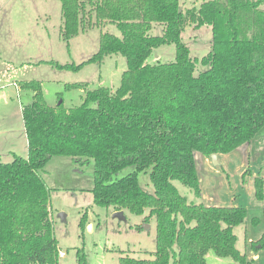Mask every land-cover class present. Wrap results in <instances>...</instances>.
I'll list each match as a JSON object with an SVG mask.
<instances>
[{
	"label": "trees",
	"instance_id": "16d2710c",
	"mask_svg": "<svg viewBox=\"0 0 264 264\" xmlns=\"http://www.w3.org/2000/svg\"><path fill=\"white\" fill-rule=\"evenodd\" d=\"M60 3L65 39L83 29L92 13L98 22L115 23L121 35L102 33L88 61L119 53L127 68L115 90L88 89L83 101L68 109L62 102L49 106L39 81L20 84L32 91L21 109L27 154L0 162V264H59L49 190L40 171L60 155L80 164L93 161L95 205L135 214L148 209L145 222L155 217L153 257L120 256L119 264H206L209 250L251 264L236 248L233 231L247 208L189 203L172 181L199 196L196 154L230 153L264 126V0H203L185 10L179 0ZM188 22L211 27L210 50L199 61L181 40ZM156 23L163 24L160 35L150 33ZM169 43L175 46L173 61L147 62L156 48ZM197 63L205 69L196 73ZM131 166L132 171L114 177ZM149 167L153 194L137 178ZM249 172L243 171L242 182ZM263 198L264 178L257 173L254 200ZM85 223L86 212L81 228ZM250 249L264 250V230ZM76 254L78 264H87L81 249Z\"/></svg>",
	"mask_w": 264,
	"mask_h": 264
},
{
	"label": "rangeland",
	"instance_id": "374dc122",
	"mask_svg": "<svg viewBox=\"0 0 264 264\" xmlns=\"http://www.w3.org/2000/svg\"><path fill=\"white\" fill-rule=\"evenodd\" d=\"M202 1L179 0V6L185 10L199 6ZM88 20L90 22L75 36L65 39L60 0H0V162H10L13 154L22 157L27 154L21 109L31 101L32 91L21 88L22 82L39 81L46 103L56 106L62 102L67 109L79 105L88 89L105 86L113 91L119 86L121 74L127 68L123 55L109 54L102 62H89L88 59L98 50L102 33L120 36V31L115 23L96 21L93 13ZM162 29L163 24L156 23L150 33L160 35ZM211 37V27L207 24L194 27L188 22L181 33L190 56L198 61L210 50ZM174 59L175 46L169 43L156 48L147 62L165 63ZM204 69L197 63L196 73ZM71 84L81 86L72 87ZM235 153L223 154L222 166L214 164L210 157L204 162L205 156L196 154L203 196H197L192 188L179 180L172 183L189 203L199 204L212 197L214 201L206 204L247 208L245 220L233 231L236 248L249 255V240L257 238L264 230V204L252 198L250 182L242 183L245 161ZM132 170V166L126 167L114 177L119 178ZM149 172L150 167L138 172L137 178L142 189L153 194ZM40 176L49 190L52 232L58 249L65 253L59 257V264H78V249L83 251L87 264H119L120 256L153 257L155 217L145 222L148 209L143 214L124 209V219H120L113 216L115 211L111 206L95 205L91 193L93 161L80 164L68 156H53L40 171ZM230 191L238 194L236 201ZM84 212L86 223L81 228L80 219ZM60 213L64 214L63 219ZM253 217L260 221L253 224ZM258 252L262 254L255 264H264V250ZM219 259L224 264H242L230 257L220 258L213 250L207 252V264H222Z\"/></svg>",
	"mask_w": 264,
	"mask_h": 264
},
{
	"label": "crops",
	"instance_id": "0c3cea01",
	"mask_svg": "<svg viewBox=\"0 0 264 264\" xmlns=\"http://www.w3.org/2000/svg\"><path fill=\"white\" fill-rule=\"evenodd\" d=\"M23 129H24V126H23ZM232 152H236L235 154L240 155L241 159L246 162V163L243 162L242 167L246 166V168L244 170L249 169L250 174L247 176L248 179L245 182H247V183L250 182V186H251L250 192L252 191V198H254V184H253L254 183V176H256L257 173H259L260 175L262 174L261 175L262 177H264V126L255 134V136L251 139V141L249 143H246V144L239 146L238 148L231 151L230 153H232ZM230 153H227V154H230ZM222 156H223V154L217 155V158L219 160L218 164L220 166L223 165ZM204 162H207L206 156L204 157ZM242 173H241V176H242ZM245 182H242V183H245ZM199 184H200V195L199 196H203V192H202L203 186L201 185V182H199ZM229 194L232 196V198H234V201H236L238 194L231 192V191L229 192ZM212 201H214L212 197H207V200H205V202H201V203L208 205L206 203H210ZM256 202H258V201H256ZM259 202H260V204L261 203L264 204V198L262 201H259ZM257 238L250 239L249 241L250 242L254 241ZM249 246H250V243H249ZM260 254H262V253L258 252V251L253 252L252 250H250L249 255H246V257L249 261H251V264H255V262L258 259ZM219 260H220V263L224 264L222 259H219ZM206 264H207V253H206Z\"/></svg>",
	"mask_w": 264,
	"mask_h": 264
},
{
	"label": "water",
	"instance_id": "95a60500",
	"mask_svg": "<svg viewBox=\"0 0 264 264\" xmlns=\"http://www.w3.org/2000/svg\"><path fill=\"white\" fill-rule=\"evenodd\" d=\"M210 158L212 159V161H213L214 164H217L218 163V161H217V154H212L210 156ZM59 216L62 217V219L64 218V214L63 213H60ZM113 216L118 217L120 219H124V215H123L122 211H115L114 214H113Z\"/></svg>",
	"mask_w": 264,
	"mask_h": 264
},
{
	"label": "built area",
	"instance_id": "2783aa9c",
	"mask_svg": "<svg viewBox=\"0 0 264 264\" xmlns=\"http://www.w3.org/2000/svg\"><path fill=\"white\" fill-rule=\"evenodd\" d=\"M64 254H65V253H64L63 251H60V250L58 251V256H59V257L64 256Z\"/></svg>",
	"mask_w": 264,
	"mask_h": 264
}]
</instances>
